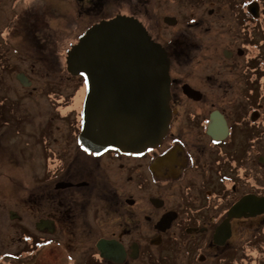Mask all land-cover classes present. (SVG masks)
I'll use <instances>...</instances> for the list:
<instances>
[{
    "label": "flooded vegetation",
    "instance_id": "obj_1",
    "mask_svg": "<svg viewBox=\"0 0 264 264\" xmlns=\"http://www.w3.org/2000/svg\"><path fill=\"white\" fill-rule=\"evenodd\" d=\"M47 5L10 2V54L26 64L10 58V72L24 93L42 84L47 97L39 184L22 215L8 211L30 242L40 238L31 253L60 245L70 264H264V210L219 231L240 199L264 197V0H55L54 20ZM120 14L166 50L172 117L155 147L95 152L79 139L87 78L68 70L67 54Z\"/></svg>",
    "mask_w": 264,
    "mask_h": 264
},
{
    "label": "water",
    "instance_id": "obj_2",
    "mask_svg": "<svg viewBox=\"0 0 264 264\" xmlns=\"http://www.w3.org/2000/svg\"><path fill=\"white\" fill-rule=\"evenodd\" d=\"M67 65L87 78L79 134L84 146L136 153L162 142L172 117L169 58L140 20L120 14L92 25L68 51ZM18 78L28 84L22 74ZM262 210L264 197L248 195L229 210L219 231L234 216ZM104 241L98 242L102 254Z\"/></svg>",
    "mask_w": 264,
    "mask_h": 264
},
{
    "label": "rangeland",
    "instance_id": "obj_3",
    "mask_svg": "<svg viewBox=\"0 0 264 264\" xmlns=\"http://www.w3.org/2000/svg\"><path fill=\"white\" fill-rule=\"evenodd\" d=\"M31 1L23 0L26 3ZM54 1L46 0L53 20ZM10 2L0 0V264H31L30 260L32 264H70L74 256L60 245L31 253V248L40 238L32 235L30 242V228L22 219L13 220L9 215L10 210H17L22 215L21 207L27 192L39 184L46 140L42 106L47 100L42 84L24 93L10 72V58L16 62L22 60L10 54ZM50 39L52 44L58 42L52 31ZM19 54L28 56L27 52ZM18 65L26 64L19 62ZM33 69L30 62L25 70L32 74ZM68 241L79 243L73 237ZM84 249L73 243L72 251H76L77 257H81L79 254ZM229 256L234 257L235 252ZM79 264L95 262L85 257Z\"/></svg>",
    "mask_w": 264,
    "mask_h": 264
}]
</instances>
